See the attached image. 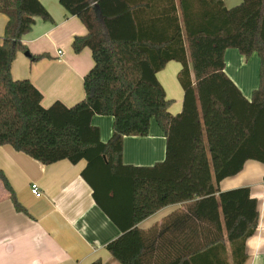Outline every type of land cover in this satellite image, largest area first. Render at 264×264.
Listing matches in <instances>:
<instances>
[{"label": "trees", "instance_id": "obj_1", "mask_svg": "<svg viewBox=\"0 0 264 264\" xmlns=\"http://www.w3.org/2000/svg\"><path fill=\"white\" fill-rule=\"evenodd\" d=\"M88 32L72 42L91 50L85 95L72 106L42 105L29 79H14L22 36L37 16L50 20L40 0H0L8 20L0 38V145L43 164L81 160V172L100 209L121 234L106 248L119 264H246V242L256 232L258 199L248 186L221 191L248 160L264 164V0H60ZM260 58L259 86L247 98L226 72L225 52ZM47 57L33 55L34 61ZM181 64L182 108L170 110L158 72ZM114 118L108 141L92 123ZM155 119L166 156L153 165L123 161L126 136H148ZM18 212L26 213L0 170ZM181 207L161 224H139L160 209ZM89 264H105L96 259Z\"/></svg>", "mask_w": 264, "mask_h": 264}, {"label": "crops", "instance_id": "obj_2", "mask_svg": "<svg viewBox=\"0 0 264 264\" xmlns=\"http://www.w3.org/2000/svg\"><path fill=\"white\" fill-rule=\"evenodd\" d=\"M51 19L37 16L29 32L22 36L29 56L18 51L11 66L14 79H29L43 94L42 105L49 107L55 101L72 106L85 95L84 77L93 67L91 50L85 47L75 52L72 42L76 36H84L88 30L76 15L69 13L60 0H40ZM233 7L242 0H224ZM7 16L0 12V38L4 34ZM63 52V55L59 54ZM47 57L34 61L33 55ZM248 60L235 48L225 52L226 72L242 93L251 98L259 86L255 67L246 69ZM181 64L170 61L157 76L169 92L183 98V88L178 81ZM242 69H245L242 71ZM252 72V73H251ZM175 97V96H174ZM175 99L170 107L173 113ZM177 111V112H176ZM92 123L100 128L102 141L112 135L114 118L96 115ZM166 156V137L156 120L151 121L148 136H126L123 144V161L135 165H153ZM86 161L77 164L64 159L43 164L29 155L17 151L11 145H0V170L16 192L26 213L18 212L0 179V264H89L102 259L105 264H119L107 250V244L121 234L119 227L100 209L92 187L81 175ZM36 183L41 196L32 193ZM248 186L252 196L258 199L260 218L254 235L248 238L246 264H264V164L248 160L241 172L222 180L221 191ZM180 204L166 206L143 220L139 226L149 228L161 224L164 217L180 208Z\"/></svg>", "mask_w": 264, "mask_h": 264}, {"label": "rangeland", "instance_id": "obj_3", "mask_svg": "<svg viewBox=\"0 0 264 264\" xmlns=\"http://www.w3.org/2000/svg\"><path fill=\"white\" fill-rule=\"evenodd\" d=\"M253 57H256L255 60L257 59V60H256L257 65L254 66V65H253V60H251L252 62H250L249 66H248L247 68H245L246 70H245V69H242V71L245 70L246 73H248V72H249V68L253 70L252 67H255V72H256V74H257V76H258V72H257L256 68H258V62H257V61L259 60V58H258L257 55H254ZM253 71H254V70H253ZM251 73H252V72H251ZM169 94H170V95H173V98L175 99V103H176V104H174V107H173V111H174V110L177 109V107H178L179 104H180V106H181V102H182V99H183V98H182L181 96L176 95L175 93H172L171 91L169 92ZM174 96H175V97H174ZM176 112H177V111H176Z\"/></svg>", "mask_w": 264, "mask_h": 264}, {"label": "built area", "instance_id": "obj_4", "mask_svg": "<svg viewBox=\"0 0 264 264\" xmlns=\"http://www.w3.org/2000/svg\"><path fill=\"white\" fill-rule=\"evenodd\" d=\"M59 54L63 55V52L59 51ZM31 189H32V193L35 194L36 196L42 195V192L40 191L39 186L36 183L32 184Z\"/></svg>", "mask_w": 264, "mask_h": 264}, {"label": "water", "instance_id": "obj_5", "mask_svg": "<svg viewBox=\"0 0 264 264\" xmlns=\"http://www.w3.org/2000/svg\"><path fill=\"white\" fill-rule=\"evenodd\" d=\"M25 54H26L27 56H29V53H28V52H26Z\"/></svg>", "mask_w": 264, "mask_h": 264}]
</instances>
